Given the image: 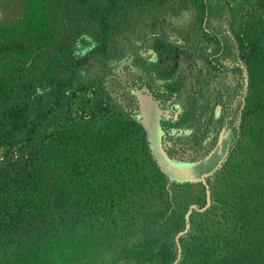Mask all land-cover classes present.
<instances>
[{"label":"rangeland","instance_id":"374dc122","mask_svg":"<svg viewBox=\"0 0 264 264\" xmlns=\"http://www.w3.org/2000/svg\"><path fill=\"white\" fill-rule=\"evenodd\" d=\"M156 3L0 0V87H32L30 97L41 99L48 110L34 133L35 149L0 147V264L196 263L199 236L188 234L199 229L198 215L215 200L208 179L225 161L242 121L238 118L218 146L208 145L206 154L205 148L192 145L188 122L199 109L212 108L216 97L229 94L238 74L217 69L207 56L177 54L166 42L160 41L151 53L157 31L150 25L149 10L142 7ZM256 4L207 0V9L175 24L190 23L194 45L203 32L226 21L237 35H252L259 53L258 85L263 88L264 8ZM209 44L215 54L218 45L214 40ZM141 54L150 59L144 65L138 62ZM242 73L240 102L245 106L248 85ZM137 77L156 90L170 89V102L150 100L144 84L131 82ZM60 87L63 95L56 97ZM51 88L54 93L44 95ZM160 129L168 131L162 144ZM245 137L234 146L236 157L225 171H233L230 178L239 162L248 163L251 151H258ZM161 146L172 160L156 158L173 208L158 204L163 198L146 152L155 158ZM225 172L215 180L219 193L227 183ZM203 175L204 184L189 182ZM255 180L257 186L264 185L262 176ZM219 195L215 204L223 206ZM45 197L63 199L71 210L51 213L42 203ZM170 209L175 215L163 218ZM66 222L71 225L62 224ZM216 264L233 261L219 259Z\"/></svg>","mask_w":264,"mask_h":264},{"label":"trees","instance_id":"16d2710c","mask_svg":"<svg viewBox=\"0 0 264 264\" xmlns=\"http://www.w3.org/2000/svg\"><path fill=\"white\" fill-rule=\"evenodd\" d=\"M154 1L157 3L152 5L151 8L142 7V11L147 12L149 10L150 25L156 26L155 30L157 31L154 35V42L150 47L151 53H156L160 47V41L166 42L167 45L173 47L174 52L177 54L196 55L197 57L207 56L208 63L217 67V69H229L238 74L236 83L229 94L216 97L215 105L212 108L199 109L188 122V127L193 133L190 138L192 145L197 148H205L203 150L206 154L211 151V149H206L208 145L212 143L213 146L216 144L218 146L222 141V137L226 136L235 127L238 118L242 121V125L238 127L236 137L229 145L231 148L227 152L225 161L208 179L211 185V198L215 197V200L211 203L208 211L198 215L201 220L198 223L199 229L193 231V235L188 234L191 238L196 236L194 234L199 236L195 238L198 241L196 249L198 258L195 264H216L219 259L232 260L233 264L245 260L246 264H257L260 260L264 261V185L259 187L256 184L257 182H254L255 179L257 181L262 176L264 184V87L260 88L258 85L260 82L257 73L260 72L256 66L259 56L257 41L250 34L237 35L226 21L227 26L219 25L211 32H203L202 37L194 45L191 34L188 32L190 23L187 27H182L176 25L175 22L187 23L200 10L207 9V0ZM256 5L264 8V0H257ZM88 17L92 18L90 15ZM87 31L92 32L91 29H87ZM211 40H214L215 44L218 45L215 54L209 44ZM10 49L11 47L7 50ZM145 51L147 49H144L142 53L144 54ZM148 58L149 56L143 57L141 54L138 62L144 65L150 60ZM243 70H245L244 79L248 85L244 96L247 101L245 106H241L242 102H240L241 74H243ZM68 79L70 78L65 77L66 84H68ZM131 82L133 85L144 84L150 100L158 102L160 105L166 104L172 99L170 89L156 90L152 88L151 82L146 79L137 77ZM31 88L26 86L24 90V85L15 89L0 87L1 148L12 149L15 145H19L22 149H35L34 133L48 110H44L40 105L41 99L34 100L30 97L31 94L28 90ZM57 90L55 91V94L56 92L57 94L54 95L56 97L62 96L63 88L60 87ZM255 92L257 93L254 95ZM53 93L54 89L51 88L44 95L49 94L51 96ZM123 108L127 111V114L133 115L126 106ZM248 119H250V122ZM165 130L160 129L159 144H162L163 137L168 135V131ZM15 135H19L20 139L16 138ZM245 136L256 144L258 151H251L246 159L248 163L239 162L235 167L237 170L234 172V178H230L229 176L233 171L231 173L225 171L230 169L229 165L232 159L236 157L234 146ZM186 149L188 148L179 150L185 152ZM260 149L262 150L259 151ZM159 150L161 153L156 152L155 158H152L149 150L146 149L149 167H152L150 168L152 177L157 182L161 192L160 196L163 198L158 203L159 206L173 208V197L167 194L168 191L164 187L165 177L157 164L156 158H163L167 161L172 160H170V153L162 146ZM178 162L187 163L186 161ZM224 172L226 173L224 181L226 180L227 183L225 189L219 193L216 187L219 184H216L215 180L218 177L222 178ZM171 186L181 187L180 184H172ZM168 190L170 191V188ZM217 194H220L219 196L223 198V206H216ZM46 198L42 203L45 210H52L51 213H65L71 210L70 207H65L68 202L63 199L47 201ZM163 215L165 216L163 218L166 219L175 214L170 209L169 212H163ZM62 224L68 227L71 222ZM159 224L162 225L163 223ZM172 229L173 227H170V230ZM163 230L165 233L169 232L166 228H163ZM190 230H192V227ZM199 240H201V244Z\"/></svg>","mask_w":264,"mask_h":264},{"label":"water","instance_id":"95a60500","mask_svg":"<svg viewBox=\"0 0 264 264\" xmlns=\"http://www.w3.org/2000/svg\"><path fill=\"white\" fill-rule=\"evenodd\" d=\"M180 165H185V164H180ZM214 170H216V168H214ZM204 176H205V175L200 176L198 179L189 180V182H200L201 184H204V182H203ZM167 179H168L169 181H173V179L169 178V176H167ZM206 203H208V199H207V197H206ZM192 208H193V207H192Z\"/></svg>","mask_w":264,"mask_h":264},{"label":"crops","instance_id":"0c3cea01","mask_svg":"<svg viewBox=\"0 0 264 264\" xmlns=\"http://www.w3.org/2000/svg\"><path fill=\"white\" fill-rule=\"evenodd\" d=\"M158 144V143H157Z\"/></svg>","mask_w":264,"mask_h":264}]
</instances>
